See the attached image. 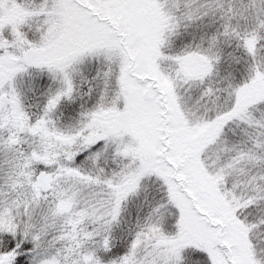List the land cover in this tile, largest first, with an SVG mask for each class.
Listing matches in <instances>:
<instances>
[{"label": "snow or ice", "instance_id": "obj_1", "mask_svg": "<svg viewBox=\"0 0 264 264\" xmlns=\"http://www.w3.org/2000/svg\"><path fill=\"white\" fill-rule=\"evenodd\" d=\"M0 264H264V0H0Z\"/></svg>", "mask_w": 264, "mask_h": 264}]
</instances>
